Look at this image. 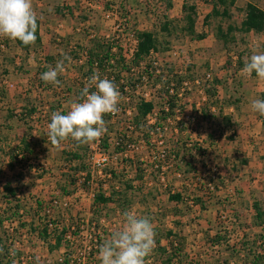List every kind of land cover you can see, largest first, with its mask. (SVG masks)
I'll return each instance as SVG.
<instances>
[{
	"label": "rangeland",
	"instance_id": "obj_1",
	"mask_svg": "<svg viewBox=\"0 0 264 264\" xmlns=\"http://www.w3.org/2000/svg\"><path fill=\"white\" fill-rule=\"evenodd\" d=\"M68 1L74 3L71 6L66 5ZM213 1L170 0L172 5L168 8V0H59L61 15L70 16L75 20L73 26L76 30L71 33L72 30L68 29L71 35L66 37L55 36L56 33L48 30L51 34L50 40L52 38V43L56 44L55 52L52 53L46 45H42L44 48L39 46L41 50L37 53L34 49H31L28 55L20 53L19 59L16 60L19 62L21 59L23 66L17 70L13 79L6 77L7 71L1 69L4 68V64L13 66V57L16 55L12 48L8 53V47L11 45L8 44L6 37H0V42L6 46L0 49V108L5 105L2 92L7 91L10 94L15 92L24 96L23 98L36 101L37 105L33 107L32 112L40 121L49 120V108L56 111L55 106L50 107L49 104L53 102L52 96L56 99L58 107L62 106L64 111L61 112L65 113L72 102L83 98L82 90L91 84L95 74L90 73L85 67L86 57L81 55V52L93 49L99 41L108 43L116 51L117 48H121L129 58L134 48L135 33L145 30L156 33L159 48L165 46V44L160 46V42L161 44L165 41L169 42V50L151 55L154 62L163 69L179 71L182 77H192L196 80L194 84L188 85L190 92L188 94L184 92L182 95L185 119L189 118L190 114L199 113L202 104L217 102V105L214 103L215 105L209 106L212 114L215 115L212 123L201 120L200 125L197 124L196 132H191L193 140L198 136H200L198 140H208V143H201V146L206 147L207 152L203 157L195 159L198 174L189 173L190 175L180 177L174 173L172 167L166 168V166L162 167L160 172L148 167L142 179L135 177V164L140 160L150 162L152 157L159 156L165 143L167 144V137L162 144L163 137L158 138L153 133L150 139L153 146L147 149L143 137H138L139 133H136L133 137H138L137 143L127 156L132 160L131 162H135L132 163L133 166L128 164V161L125 163L118 153H109L108 161L94 172L96 166H93V163L98 159L96 154L95 161H88L93 172L90 187L82 189L83 174L78 173L75 176L69 169L76 162H69L67 159L66 150L70 149L68 140L56 146L49 143L47 130H26V134L44 137L46 142L42 144V149L38 147L41 149L38 152L40 156L33 157L27 163L32 165L31 167H26L23 171L18 165L14 170L5 168L4 174L0 177L1 184L10 182L17 190V197L22 199L14 223L11 225L5 223L4 227H0V235L6 238L8 234L19 252L12 264H53L60 260L65 251L72 253V258H81L91 242H97L98 238L104 242L110 238L111 233L120 227L122 213L126 210H134L139 215L148 217L158 235H164L168 228L185 224L187 227L183 230L189 236V245L195 241L194 244L197 246L196 249L188 248L192 260H195L194 264H244L246 254L243 251H236L238 249L232 251L230 247H233L242 236L248 240L254 239V235L264 226L263 221L254 223L255 211L252 207L254 200H257L261 208H264V126L261 123L264 116L250 109L253 99L264 100V79L258 78L254 72L251 76L245 75L242 69L252 54L264 52V32L244 34L234 30L230 34L233 37L226 44L217 38L216 30L218 25L223 30L228 25L239 28L246 4L252 2L264 9V0H236L235 5L230 8L231 17L222 19L211 17L205 23L204 16L211 11ZM184 3L195 6V29L197 33L204 32L205 38L201 40L192 38L182 33L178 29L179 26L171 31L170 35L160 33L159 28L164 16L176 20L183 17ZM49 13L52 12L46 11L43 18L50 19ZM255 42H260L261 47L254 48ZM72 50L78 57L76 54H69ZM49 56L53 61L44 62ZM64 58L68 59V63L63 61ZM58 62H63L64 66V71L57 77L59 84L42 81L41 74L49 68H54ZM207 73L210 77L206 79ZM2 78L7 79L12 86L1 84ZM21 79L23 81H20ZM212 81L215 82V91L213 96L209 97L211 99L209 101L205 89L211 86ZM52 85L56 86L52 89ZM46 87L48 94L46 92L41 94L39 91L42 92ZM145 89L151 90L147 93H154V100L159 101L157 88ZM95 90L94 86L89 88L90 92ZM45 96L48 98L47 101L45 98L39 103L38 99L43 100ZM118 106L126 109L129 107L124 98L120 100ZM127 112L125 114L119 109L116 114L110 116V133H113V136L117 130L123 131L128 124L131 114L129 110ZM105 123H108V120ZM23 132L21 134H24ZM187 134L190 136V130H187ZM208 134H211L216 142L214 147H209L211 137ZM172 144L168 142V148L172 147ZM8 152L10 153L11 150ZM181 168L186 170L187 166L183 165ZM111 169L116 172V178L122 179V176H125L128 181L132 180L129 183L134 188H131L133 190L125 188L127 181L124 183L123 180L119 185L123 187V192L126 191L124 204L121 207L116 204L107 205L108 209L105 212L101 211L105 216H100L98 219L95 214L100 213V210L93 209V193L101 184L102 193L110 194L109 186L113 182L109 174ZM69 174L74 175L77 184L70 185L68 181L64 182L71 193L63 195L57 183L69 178ZM212 177L218 188L208 184ZM1 192L2 189L0 191L2 211L8 206ZM168 192L181 193L182 201L169 200ZM196 197L201 198L200 203L194 201ZM36 199L41 200L43 204L42 210L41 208L39 210L43 213L41 212L38 218L35 213ZM9 205L11 207V204ZM43 214L49 215L63 225H70L71 218L74 221L75 219L81 221L78 224L80 228L79 232L77 231L78 236L73 237L71 229L67 234L70 240L69 247L48 252L47 247L29 231L33 226L38 225L41 218L46 219ZM22 221L27 224L24 228L19 227V222ZM9 225L13 226L14 230L9 229ZM218 233L223 240L220 245L212 247L207 236ZM165 240L164 244H166ZM155 248L156 246L153 249ZM158 254L160 251L152 250L146 259V264H161L162 259L160 261ZM85 264H100L98 254L95 253L93 262Z\"/></svg>",
	"mask_w": 264,
	"mask_h": 264
},
{
	"label": "trees",
	"instance_id": "obj_2",
	"mask_svg": "<svg viewBox=\"0 0 264 264\" xmlns=\"http://www.w3.org/2000/svg\"><path fill=\"white\" fill-rule=\"evenodd\" d=\"M235 1L236 0H214L211 11L204 16V22L207 23L211 17H219L221 19L231 17L230 8L235 5ZM167 3V7L170 8L172 5L170 0H168ZM182 8L184 10V15L180 20L169 19L167 16H164V21L159 28L160 33H167L170 35L171 31L176 30L179 26L178 29L182 31V33L192 38L198 40L205 38L206 34L204 32L197 33L195 29V6L184 3ZM234 30L240 31L244 34L249 32H254L255 34L263 33L264 10L259 5L248 2L244 9V17L241 20L239 28H236L233 25H228L226 29L223 30L222 27L218 25L216 36L223 43L227 44L229 42L228 40L233 37L230 34ZM36 36L37 39L34 45L25 46L19 40H15L14 43L26 54H28L31 49H34V52L36 53L40 51L41 48L39 46H41V39L39 35L38 19ZM135 40L136 45L129 58H127L121 48H117L116 51L113 50L108 43L99 41L96 42L93 49H87L85 52L80 53L81 55H85V67L88 68L90 73H99L101 78L112 80L118 86L121 95L129 96V100L132 101L134 106V112L129 117L128 124L123 128V131L117 130L115 136H113V133H110L111 122L109 118L112 114L104 115L105 122L108 120V123H105L107 131L99 139V146L106 152L109 151L108 153L110 154L119 153L125 151L128 145H135L138 137H143L144 145L148 149L150 146H153L150 139L152 138L153 133H155L158 138L163 137L162 144L163 141L166 140L165 137H167V144L168 142L173 143L172 147L168 148V145L165 143L164 148L161 150L158 157H152L150 162L140 160L139 163L135 164V177L142 179L144 171H147L149 169L148 167L155 172H160L162 167L165 166L166 168L172 167L175 170L174 173H177L179 177L182 175H188L189 173L198 174L195 159L197 160V157H203L207 152L206 147L201 146V143H208V140H198L200 136H198L196 140H193L191 138V132H196L197 124L200 125L201 120H204L209 124L212 123L213 119H215V115L212 114L209 106L215 105L214 103L217 105V102L213 101L211 102L212 104H210V102L206 103V105L202 104L203 106L199 113L195 112V115L190 114L189 118L185 119V108L182 95L184 92L187 94L190 92L188 90V85H191L192 83L194 84V78L182 77V74L179 71L176 72L163 69L158 64H155L154 60L151 59V55L153 53H160V51L169 50V42L165 41L162 42V44L160 42V46H163V44H165V46L159 48V41L156 37V33L152 30L136 32ZM69 54H76V52L74 53L72 50ZM76 57H78V55ZM52 61V57L49 56L46 57V61L44 62L51 63ZM63 61L68 63L67 58H64ZM144 84H148L150 88H157V97L159 101L154 99L147 100L142 94H140ZM181 88L184 90L182 91ZM214 91L215 82L212 81L211 86L205 89V93L209 98L211 95L213 96ZM180 93L181 95H179ZM208 100L211 101L210 98ZM155 108L157 109L156 116L154 117L155 120L149 122L148 117L153 113ZM32 111L33 109L28 113H31ZM261 123L264 126V119L261 120ZM187 130H190V136H187ZM136 133H139L137 134L138 137L134 138L133 136ZM210 135L211 134H208V136ZM210 137L211 140H209V147H214L216 142L213 140L212 136ZM45 139L46 138L44 137L40 138L33 136L30 133L25 134V136L22 137L20 144L12 148L10 153H6L10 160L8 166L13 168L14 165H18L22 171L26 167H31L32 165L29 164V166L27 163L31 161L33 157L40 156L38 155V152L43 148L42 144L46 142ZM49 143L52 144L50 141ZM68 143L70 149L66 150L67 159H69V162H76L69 169L74 172L75 176H77L78 173L83 174V176H81L83 177L81 188L88 189L93 175V172L91 171L92 169L90 170L88 165V161L92 156L91 144L95 143V141L86 144H78L77 142L68 139ZM38 147H41V149ZM122 159L125 163L128 161V164H131V166H133L132 163H135L131 162L132 160L129 159V157H123ZM183 165L187 166L186 170L181 168ZM109 173L113 180L109 186L110 194L105 195L102 193L101 184H99V187L95 189L93 193V209L98 208L100 210V213L95 214L98 219L100 216H105V213L101 214V211L105 212L108 209L107 205L116 204V206L119 205V207H121V205L124 204L123 201H125L124 199L126 196V193L124 192L126 191L123 192V187L121 188L119 185L122 184L123 180L124 183L127 181L124 186L125 188L128 190H133L131 188H134V186L129 183L132 182V180L128 181V179L124 178L125 176H122V179L116 178L117 174L113 169H111ZM69 176L70 177L67 179L64 178L63 182L57 183L61 188L60 193L63 195L71 193V191L67 190L65 184H63L64 182L68 181L67 183L70 185L77 184V179L74 175L69 174ZM208 184L212 185L213 188H218L213 177L209 180ZM2 192V197L8 207L2 211L0 210V227H4L5 223H9L10 225L14 223L15 218L18 215L17 213L19 212V204L22 200L17 197V190L11 186L10 182L2 184ZM168 193L169 200L180 202L183 199L181 193ZM194 201L200 203L201 198L196 197ZM9 204H11V207ZM42 205L41 200H35V213L37 218L41 216V212L43 213V211H39L40 208L42 210ZM252 207L255 211L254 223L258 224L262 221L264 223V208H261L257 200H254ZM37 211L39 213H37ZM43 216L46 219L41 218V221L43 222L39 220L40 222H38V225L33 226L29 231L35 234V237L47 247L48 252H53L55 250L60 251L61 247H69L70 240L68 239L69 236L67 237V234L71 229L73 231L71 235L73 237L78 236L80 230L78 224L81 221L76 219L74 221L73 218H71L70 225H63L61 222L52 219L49 215L43 214ZM10 225L9 227L14 230L13 226ZM25 225H27L25 222H19V227L24 228ZM158 234L159 233L155 235L156 248L153 249V251H160V254L158 255L160 256V261L162 259L161 264L187 263V261H185L187 259L185 252V239L170 230L164 232V235ZM163 237L167 240L165 247L162 246L160 242ZM222 240L223 239L219 235H216L212 239V243L220 244ZM101 244H103V242L98 238L97 248H92L89 252L90 256H93L99 251V246ZM236 246L238 248H235ZM230 248L232 251L238 249L236 251H243L246 254L244 264H264V226L261 227L259 233L254 235V239L248 240L246 237L244 238L242 236V238ZM13 252L15 253L14 255ZM18 254L19 252L16 247H14L13 239L9 238L8 234L6 238H3L0 235V264H12L13 259H15ZM162 255L164 257H161ZM147 258L148 257H146V259ZM78 260L79 258H72V253L70 254L65 251L63 252L62 257H60V260L53 264H80L78 263Z\"/></svg>",
	"mask_w": 264,
	"mask_h": 264
},
{
	"label": "clouds",
	"instance_id": "obj_3",
	"mask_svg": "<svg viewBox=\"0 0 264 264\" xmlns=\"http://www.w3.org/2000/svg\"><path fill=\"white\" fill-rule=\"evenodd\" d=\"M36 30L37 15L32 0H0V37L19 40L25 46L34 45ZM253 47H261L260 42H255ZM63 71V62H58L40 78L46 83L59 84L57 77ZM242 72L248 76L254 72L264 79V52L252 54ZM92 86L96 90L90 92ZM82 97L72 102L66 114L52 113L47 136L53 145L59 146L68 139L78 144L98 141L107 131L104 115L119 111L121 93L118 86L110 79L101 78L99 73L92 77L89 86L83 88ZM250 109L264 116V100L253 99ZM155 235L148 217L134 210L124 211L120 227L99 246L100 264H146V257L155 246Z\"/></svg>",
	"mask_w": 264,
	"mask_h": 264
},
{
	"label": "crops",
	"instance_id": "obj_4",
	"mask_svg": "<svg viewBox=\"0 0 264 264\" xmlns=\"http://www.w3.org/2000/svg\"><path fill=\"white\" fill-rule=\"evenodd\" d=\"M60 3L61 2H59V0H32L33 9L37 15V19L39 20V35H40V39H41V47L44 48L43 46L46 45V47L49 48L52 53L55 52L56 44H54L55 42L52 43V38L50 40L51 34H50V31H48V30H51L52 32L56 33L55 36L56 35H60V36L63 35V37L71 35V33L74 32V30H76V28L73 26L74 25L73 23H75V20H73L70 16L61 15L60 6H58V5H60ZM72 3H74V2L68 1L65 4L71 6ZM46 11L52 12V13H49L50 16L48 18H50V19H44L43 18V15L46 13ZM43 20L45 21L44 24H43ZM68 29L70 31L72 30L71 33L68 32ZM249 33H254V32H249ZM6 40H7L8 44L11 45L10 47H8V50H9L8 53H10V48H12L11 50L15 53L16 57H13V61H12L13 66L9 65V64H4V68L1 70L7 71L6 77L13 79L16 77L17 70H19L23 66L21 59L19 62H17L16 59L17 58L19 59L20 53L23 54L25 52L20 50L15 45L13 40H10L8 38H6ZM46 42H48V43H46ZM29 53H30V51H29ZM14 65H17V66H14ZM10 66H12V67H10ZM20 81H23V80L21 79ZM55 86L52 85L51 88L53 89ZM48 87H46L42 92L41 91H39V92L41 94H44L45 92L48 94ZM35 91H37V88H35ZM51 92H54V91H51ZM2 94H3V101H4L5 105L2 108H0V169H1V174H4V170H6L5 168H8L9 170L10 169H12V170L16 169L17 165L16 166L14 165L13 168H10L8 166V162L10 160H9V156H7L6 153H8L9 150L12 151L13 147H16L20 144L22 137L25 136V134H26V130H47V125H48V123H50V118H51L52 113L57 112V111L61 112L64 110H62V106L58 107L57 102H55L56 99L54 98L55 99L54 100L53 96H52L53 102H51L49 104H50V107L55 106L56 111H52V109L50 110V108H49V111H48L49 115H50L49 120L48 121L47 120L40 121L39 119L35 118L33 112L28 113L30 110L33 109V107H35V105H37V104H35V102H36L35 100L31 101V100H29V98H23L24 96H22L20 94H16L15 92L10 94L7 91H5L4 93L2 92ZM45 98L47 101V99H48L47 96H45L43 100L38 99L39 103H40V101L42 103V101H44ZM61 114H66V113L61 112ZM24 130H25V132H23ZM22 132L24 134H21ZM1 183L2 182H0V191L2 189ZM1 193H3V192H1ZM185 227H187V226L184 224V225H180L176 228H168V229H166V231L170 230L173 233H176L185 239V252L187 255V259L185 260V261H187V263H185V264H191V263L194 264L195 260H192L193 258L191 257V254H189L188 248L192 247L193 249H196L197 246L194 244V243H196L195 241H194V243L189 245V243H188L190 241L189 236L183 230ZM176 231H178V232H176ZM210 231L212 232V230H210ZM219 233L221 234V231ZM219 233H218V235H220ZM214 235H216V234H214ZM214 235L209 234L207 236V239H210V245L212 247H216V246L220 245V244L212 243V239L214 238ZM163 239H164V237L161 238L160 242H161V245L165 247L167 244V240L164 239L166 241V244H164ZM226 247H227V245H226ZM96 254H98V252ZM95 257L97 258V256H95Z\"/></svg>",
	"mask_w": 264,
	"mask_h": 264
},
{
	"label": "built area",
	"instance_id": "obj_5",
	"mask_svg": "<svg viewBox=\"0 0 264 264\" xmlns=\"http://www.w3.org/2000/svg\"><path fill=\"white\" fill-rule=\"evenodd\" d=\"M132 36H133V34H132ZM134 37H135V35H134ZM135 45H136V40L134 38V47H135ZM1 48L2 49L6 48L5 44L2 43V42H0V49ZM132 51H133V49H132ZM155 64H158V63L155 62ZM209 77H210V74L207 73L206 74V79L209 78ZM1 84L8 85V86H12V84H9V82L5 78H2ZM184 84H186V83H184ZM147 87L150 88V86L148 84L143 85L142 92H140V94H142V96L145 97V99H147V100L155 99L154 93H149V94L147 93V91H151V90L145 89ZM181 90L183 91L184 89L181 88ZM179 95H181V93ZM149 96H150V98H148ZM122 98H124L125 101H127V105L129 107H127V109H126L124 107L118 106V109H121V111L123 113H125V114H127L128 113L127 111L129 110L130 114L132 115L133 112H134V106H133L132 101L129 100V96H122L121 95V99ZM156 112H157V109L155 108V110L153 111V113L148 117L150 122H152V121L155 120L154 117L156 116ZM112 115H114V114H112ZM134 148H135V145L134 144H130V145H128V147H127V149L125 151L119 152L118 154L121 155V157H127L129 151H131V149H134ZM101 149L102 148L99 146V140L98 141H95V143L91 144V151H92L91 153H92V156L89 158V160H92V162H93V160L95 161V155L98 154L97 161H95V163H93V166H96V167H94L95 168L94 169V172L95 171L97 172L98 167H100V165H102V164H105V161H108V159H109L108 156H110L109 153H107L104 149H102V151H101ZM9 229H11V228H9ZM97 242H98V239H97ZM97 242H95V243L94 242H91L90 243V245L87 248V250L83 253L84 256L81 257V258H79L78 263L85 264L86 262H93V257H94L95 254L93 256H90L89 252L92 250V248H94V249L97 248Z\"/></svg>",
	"mask_w": 264,
	"mask_h": 264
}]
</instances>
